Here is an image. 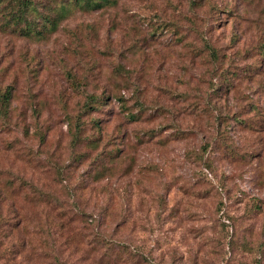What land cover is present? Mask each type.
<instances>
[{"label": "rangeland", "instance_id": "1", "mask_svg": "<svg viewBox=\"0 0 264 264\" xmlns=\"http://www.w3.org/2000/svg\"><path fill=\"white\" fill-rule=\"evenodd\" d=\"M5 86L0 214L25 225L0 227V264L111 263L101 236L114 264H264V0H117L0 32ZM86 95L106 96L81 115L95 148L71 142Z\"/></svg>", "mask_w": 264, "mask_h": 264}, {"label": "trees", "instance_id": "2", "mask_svg": "<svg viewBox=\"0 0 264 264\" xmlns=\"http://www.w3.org/2000/svg\"><path fill=\"white\" fill-rule=\"evenodd\" d=\"M117 0H0V32H11L16 33L25 37H35L40 38L45 33H48L50 30H54L57 28L61 20L65 19L70 15L73 11H91L95 9H104L105 7H110L116 5ZM209 53H212V48L208 44H204ZM104 98L106 96H92L86 95L85 99L78 106V112L74 116H69V127H70V136L71 142L74 144L78 143L80 140H84L87 144L91 145L92 148H95L98 145V136H81L82 129L86 125L85 122L81 119V115L88 114L91 109H98L100 105L103 104ZM9 99L10 92L9 87L5 86L3 90L0 89V120L5 122L8 116L9 111ZM124 106V104H121ZM132 115V114H131ZM87 122H89L87 120ZM91 128H94L95 131H99L98 119L93 118L90 120ZM35 135L38 137L40 141L43 140V133L40 129L36 128ZM117 149L113 151H108L106 154L107 164H103L100 158L97 165L93 170V179H99L103 177L101 175V171L107 169V166L110 165L112 161L115 160V153ZM108 170V169H107ZM24 182H18L16 187L10 185L9 189H17L21 190L25 189L27 186H23ZM30 191L32 192L31 197L29 199L34 200H43L46 199V194L39 191L35 187H30ZM44 202H50L49 200H43ZM18 221V222H17ZM25 225L24 216L21 214H14V216H6L0 214V227H6L5 230H13L23 229ZM62 220L54 221L53 227L54 231H59L62 229ZM1 235L6 239L8 231H0ZM5 244L1 250V252H5L7 255L11 252V247H13V242L10 240H4ZM97 245L100 244V247L105 248V250H110L112 248H116V253L114 254V258L111 259V263L108 259L105 260L104 264H114L117 262V259L120 258L121 253H123V249L125 248L124 244L116 243L113 244L112 240L106 239L104 237H99L98 240L95 241ZM4 243V242H2ZM1 243V245H2ZM27 243L29 244L28 240ZM16 246L14 248L17 250L25 248V241H18L15 243ZM56 244L55 246H58ZM55 250L58 251L57 248ZM121 250V251H120ZM53 251V249L51 250ZM56 252V251H55ZM120 253V255H119ZM104 255V253H102ZM9 257V256H8ZM53 257V264H62L60 259L57 257ZM11 259V258H10Z\"/></svg>", "mask_w": 264, "mask_h": 264}]
</instances>
